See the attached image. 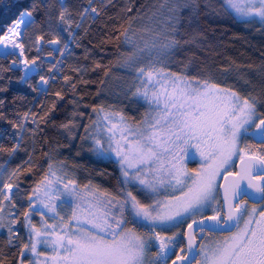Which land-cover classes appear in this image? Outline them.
Listing matches in <instances>:
<instances>
[{"label":"snow or ice","instance_id":"1","mask_svg":"<svg viewBox=\"0 0 264 264\" xmlns=\"http://www.w3.org/2000/svg\"><path fill=\"white\" fill-rule=\"evenodd\" d=\"M210 16L264 33V0H0V264H264V87L181 56ZM113 40L138 117L96 102L110 69L94 52ZM74 49L91 66L66 65ZM90 68L105 77L91 101ZM13 83L40 103L9 101Z\"/></svg>","mask_w":264,"mask_h":264},{"label":"trees","instance_id":"2","mask_svg":"<svg viewBox=\"0 0 264 264\" xmlns=\"http://www.w3.org/2000/svg\"><path fill=\"white\" fill-rule=\"evenodd\" d=\"M81 2V0H68V4L71 8L75 9L76 6ZM39 19V16L37 17ZM198 31L203 32L205 35V39L201 41L202 48L190 47L186 50V53H181V56H185L191 53H196L199 57L200 61L207 62L214 67L220 66H228L233 61L244 66L241 68V71L246 72L248 74V78L251 80L252 85L255 86L256 90H259L261 87H264V76H262L259 72V66L262 61H264V56L261 53H264V33L257 32L255 28L245 26L243 23L239 21H234L227 16L223 17H215L210 16L207 19L201 18L198 24L193 25ZM101 22L97 21L96 25H93L92 33L90 37L84 39L83 43L91 47L89 43V39L95 38L96 41L100 39L102 35ZM51 37H49L50 39ZM48 49H45L47 52ZM37 53L33 49L29 56H35ZM79 57L80 63H86L89 66L92 64V60L84 61L83 60V50L82 49H74V54L72 57H69L66 60V65H73L77 62L76 58ZM94 60H99L102 62L106 69H110L108 80V91H105L99 99L96 100L98 103L99 100H107L110 103H114L117 107H124L125 110L129 113V115L139 116L140 112L143 111L142 107L137 106L133 108L128 104L126 100H122L120 102L114 101L109 98V93H111L110 89L113 84H116L119 75H123L126 72L124 69L119 68L116 65L117 59V43L115 40L106 44L104 46V51L101 52L99 49H96L94 52ZM0 63L7 64L6 61H0ZM251 64L253 67L250 69L246 67ZM67 72V68L65 69ZM124 71V73H123ZM8 75L13 76L15 80L16 77L20 75V73H8ZM91 81L86 87L81 86V91L88 93L87 99L91 101L93 99L92 94L97 91V88L100 87V81L104 79L103 71H91V68L86 77ZM118 84V83H117ZM115 89V88H114ZM54 90V89H52ZM250 90V89H249ZM23 95L26 99L21 103L22 107H31L32 104L29 101H32L35 104H39V99H34L35 93L30 92L26 87L13 83L11 91L7 94L9 101H11L14 95ZM50 103V100L46 102ZM12 106H9V113H11ZM37 110V109H34ZM70 110V106L67 104V101H64L60 104V111L56 114V119L59 120L63 117L66 111ZM9 128L10 126L2 121H0V129ZM48 135L50 137L55 136V130L49 129ZM2 142V141H0ZM64 155H68L65 151ZM24 153L21 152L18 156L12 161V166L14 167L17 163H20L21 159H24ZM3 159V158H0ZM77 162L84 165L86 168H95V167H107L109 170L114 168L113 165L97 164L93 158H91L87 153L83 154L81 157L76 158ZM118 175V173H116ZM86 175L84 171L80 172V176L83 177ZM106 187H110L111 185L108 182H104ZM0 239H3L0 236Z\"/></svg>","mask_w":264,"mask_h":264},{"label":"rangeland","instance_id":"3","mask_svg":"<svg viewBox=\"0 0 264 264\" xmlns=\"http://www.w3.org/2000/svg\"><path fill=\"white\" fill-rule=\"evenodd\" d=\"M124 71H123V73H124ZM118 79L119 80H116L118 84L117 83L113 84L111 89H110L111 94L109 95V98L114 100V101L120 102V101L123 100V97L121 95H119V94L126 87V84H127V73L123 74L122 76L119 75ZM196 166L197 165L195 163L190 164V167H196Z\"/></svg>","mask_w":264,"mask_h":264}]
</instances>
